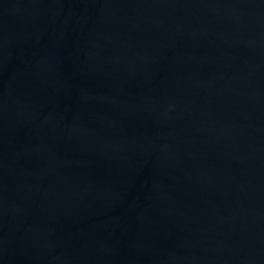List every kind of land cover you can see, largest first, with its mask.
<instances>
[{
  "label": "water",
  "instance_id": "1",
  "mask_svg": "<svg viewBox=\"0 0 264 264\" xmlns=\"http://www.w3.org/2000/svg\"><path fill=\"white\" fill-rule=\"evenodd\" d=\"M0 264H264V0H0Z\"/></svg>",
  "mask_w": 264,
  "mask_h": 264
}]
</instances>
